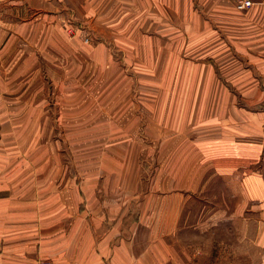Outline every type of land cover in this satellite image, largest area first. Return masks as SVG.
<instances>
[{"label": "crops", "instance_id": "crops-1", "mask_svg": "<svg viewBox=\"0 0 264 264\" xmlns=\"http://www.w3.org/2000/svg\"><path fill=\"white\" fill-rule=\"evenodd\" d=\"M91 31L109 44H83ZM0 62L29 74L4 83L16 152L0 151V264H194L229 220L233 255L264 264V0H14ZM42 75L62 89L53 124L32 104ZM101 90L129 99L102 108ZM59 145L89 149L69 166Z\"/></svg>", "mask_w": 264, "mask_h": 264}, {"label": "rangeland", "instance_id": "rangeland-1", "mask_svg": "<svg viewBox=\"0 0 264 264\" xmlns=\"http://www.w3.org/2000/svg\"><path fill=\"white\" fill-rule=\"evenodd\" d=\"M14 1V0H12ZM12 1H5V2H0V5L3 4H7L10 3ZM100 3L99 1H97L94 6L96 8L100 7ZM72 16V14H70ZM79 23V22H78ZM82 25H86L83 24V22L81 23ZM65 31L69 36H73L74 30L76 29V26L74 25V23L71 21V19H65ZM80 29V28H79ZM89 31V30H87ZM83 35V34H82ZM100 42H106L107 44H109L108 40L105 41L104 40V35L103 34H96L94 32H84V36L82 39V43L85 45H90V44H97ZM112 54L114 56V58L116 60H121V54L119 51L113 50L112 48ZM2 61V60H1ZM8 64H1L0 62V151L1 152H13L15 153V148L14 145H10L13 144V140L8 137V136H14L13 133L9 134V130L6 129V127H9V119L11 115H14L15 113H10L9 112V105L11 107H15L16 101H15V96L14 95H9L8 91V78L10 77H21V82L25 83V81H27L26 79H28L27 77L29 76V74H24V71L22 69V73L20 72L21 69L20 65H16L13 67V69L10 71L9 70ZM49 70L50 72H55L58 75H61L64 73V69H63V65H49ZM83 70H84V74H88L89 69L88 67H86V64H82ZM40 68V66L37 67V69ZM17 71V74L15 75V72ZM90 72H93L92 69H90ZM24 74V75H23ZM44 75H42L43 77ZM49 76H52V74L50 73ZM44 79V89L45 92L43 91V93L41 95H39L37 98L35 97V100L32 101V104L34 106L37 107H44L43 113L41 112L40 115L44 117V119H40V121H45L47 118L50 120V122L56 123V120L58 118V109L57 107L59 105H63L62 101L63 98L59 96L58 92H60V87H56L54 85V83L51 81V77L46 78L45 76L43 77ZM106 82H99L97 83V88H101L104 87ZM4 83H6L4 85ZM16 83H18V81H14L12 86H10L11 88L16 87ZM81 90H87L88 86H87V81H81ZM127 83H123L122 80H119V82H113L112 85L111 84H107V88H113V92L119 93L120 91V87L126 86ZM55 89H54V86ZM114 85V86H113ZM37 87L40 86V83L38 82V84L36 85ZM6 89V90H4ZM106 89V88H103ZM85 94V93H84ZM98 95L96 96L95 100L97 101V104L100 107H104V102L106 101V105L110 104L113 106H117V105H121L126 103V101H128L129 98H125L122 97L121 94L120 96L117 95H112L109 99H107L104 94H103V90H101L100 92L97 93ZM82 96V94H81ZM28 98H26L25 96L19 97L17 98V103L22 104L25 103L26 100ZM86 102H82L80 103V105L85 104ZM88 103V102H87ZM31 104V103H30ZM109 106V108H110ZM118 109H112V116H115L117 114ZM45 112V113H44ZM24 116L26 114H20L19 116ZM30 115V114H28ZM100 114H98L99 116ZM34 116V114H33ZM88 114L82 112L81 114V121L80 124L82 126H87L85 123H87L88 120ZM38 120V119H37ZM14 131V130H13ZM40 135L42 134V136H47V130L46 129H40L37 130ZM57 131L58 129L54 126V134L57 136ZM83 131V130H82ZM22 132H26V130L24 131V129H18V134L16 137H21L20 133ZM23 145H18L17 146V150H22L23 149ZM38 146H33V148H36ZM55 149L57 148V146H53ZM61 152H63L65 154V158H66V165L71 164V160L73 159V152L76 150V148L80 151H84L85 149H87L89 146H83V145H78V146H70V145H59ZM89 149V148H88ZM24 151V150H23ZM18 152V151H17ZM19 153V152H18ZM75 154H77L76 152H74ZM81 153V152H80ZM84 154V152H82ZM72 154V155H71ZM70 166V165H69ZM214 188L215 186L219 189L220 188V184L216 183V180L212 181ZM212 194L211 192L209 193ZM225 204H227L228 208L230 210H228V212L231 211L232 209V198L231 195L226 198V202ZM236 230H234L233 225H232V221H225L224 224H218V225H209V229H208V234H209V238H207L206 242H202V248L203 249H208V256L201 258V257H197L195 259L194 264H248L247 261H245L243 258H241L240 255L237 254L234 256L233 255V237H232V232H234ZM195 241V240H194ZM196 243L200 244V241H195ZM241 258V261H240Z\"/></svg>", "mask_w": 264, "mask_h": 264}, {"label": "built area", "instance_id": "built-area-1", "mask_svg": "<svg viewBox=\"0 0 264 264\" xmlns=\"http://www.w3.org/2000/svg\"><path fill=\"white\" fill-rule=\"evenodd\" d=\"M5 1H12V0H0V2H5ZM34 264H51V262L40 260V261L35 262Z\"/></svg>", "mask_w": 264, "mask_h": 264}]
</instances>
